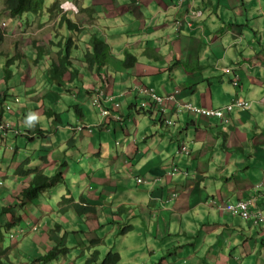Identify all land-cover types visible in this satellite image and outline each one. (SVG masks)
<instances>
[{
    "label": "crops",
    "instance_id": "1",
    "mask_svg": "<svg viewBox=\"0 0 264 264\" xmlns=\"http://www.w3.org/2000/svg\"><path fill=\"white\" fill-rule=\"evenodd\" d=\"M62 3L80 22V33L69 32L76 40L71 72L53 80L50 64L39 72L20 61L24 111L35 119L30 131L5 141L11 149L0 173L14 177L28 159L57 182L59 175L76 180V200L95 212L72 211L74 227L86 224L91 236L131 226L126 235L160 246L150 250L164 254L160 261L264 264V0H195L198 18L178 33L175 21L185 16L178 0ZM93 36L111 48L101 74L83 61ZM127 53L138 59L132 68L123 65ZM30 55L43 59L38 50ZM140 84L164 96L177 92L166 101L170 115L176 103L219 109L243 98L252 105L228 112L230 124L176 113L169 128L157 111L140 109L132 90ZM96 94L110 115L95 105ZM250 199L263 215L258 225L219 209Z\"/></svg>",
    "mask_w": 264,
    "mask_h": 264
},
{
    "label": "clouds",
    "instance_id": "2",
    "mask_svg": "<svg viewBox=\"0 0 264 264\" xmlns=\"http://www.w3.org/2000/svg\"><path fill=\"white\" fill-rule=\"evenodd\" d=\"M60 1H61L62 6H63V10L64 9L66 10V7L62 3V0H60ZM178 7L179 8H185V16H184L185 22H188V23L192 24V21H194V20H196L198 18L199 10L195 6V0H178ZM3 10H4V12H6V15H8L10 17L9 12L5 10V5H4ZM61 13H64V14L68 15V13L67 12H64V11H62ZM69 17H70V15H69ZM10 19H11V17H10ZM56 19H57V22H58V28H60V29L62 28V30L60 31V34L63 37L61 38V36H58L57 37L59 39L58 42H56V41L54 42L55 45H56V51L55 52L59 56V54L57 53V49H58L57 47H58V45H60V47H61L60 48L61 49V53L62 52L64 53L66 50L70 49V54H71L70 55L71 67H70V71L68 72V73H70L71 72V69H72V60L75 59L73 57V50H74V47L76 45V40H75V38H73V36L69 35L68 40L70 38H72L73 44L70 47H68V48L66 46L63 47L62 44H63L64 38H65V35L64 34H66V32L63 31V29H65V30L67 29L69 32H78V33H80V30H79L80 22H77V21L75 22L70 17L71 21L73 22V24L76 25L77 28H70L71 30H69L68 27H66V26H63L62 27L61 25H59L60 17H57ZM11 20H14V19H11ZM178 22H180L182 24L180 28H178V26H177ZM183 26H184L183 18L177 19L175 21L174 29L178 33L183 28ZM0 27H1L0 30H2V32L4 33L5 30H6V28L8 27V25H7L6 22H4V23L1 24ZM7 35H8V32L4 34V39L7 37ZM93 37H92V39H93ZM36 50H38V55L40 54L47 61V66H48V64H50V67H49V70H48V73H49L50 68L52 66L51 64H52L53 60H52V62H50L48 59H46L45 58V52L43 50H41L39 47H37ZM40 52H42V53H40ZM86 53H88V52H86ZM25 58H26L25 55H23V54L20 55L19 56V63H20V61H22V59H25ZM39 58L40 57H37V59L35 60L36 63L37 62H42V60L39 59ZM84 59H85V56L83 58V61H84ZM84 63H85V61H84ZM11 73L13 74V72H11ZM73 74L74 73H72V75ZM5 80L6 79H4V81ZM22 85H23V88L25 89L24 85H26V84L23 82ZM139 88H147V89H150V90H154V89L148 88L147 86L142 85V84L136 85V86H134L132 88V90L134 92H136L138 94V96L140 97V101H139V103H140V109L141 110H144V112H149V113H152L153 111H157V113H159L161 115V117H160L161 120L160 121L163 124H165L167 127H169V128L170 127H175L177 125V122L174 120V117H175V114L176 113L178 115H180V114H187L188 116L193 117V118H196V119H206V120L218 119V118H205V117H201V116H195V115L189 114L187 112H184L183 110L181 112H179L178 109H180L184 104H178V103H176V105H177L176 111L172 115L169 114V112L171 110L168 109V107H167L168 104L166 102H164V105L165 106L164 107H160V108L159 107H156L153 104H151L150 106L148 105V107H144L142 104H143V102L149 101V97L146 96L145 94L141 93L139 91ZM176 93L169 94L168 96L160 95L158 93L157 94L160 95V96H162V97H164V98H168L169 96L174 95L175 97H174L173 100H168V99L165 100V101H170V102L173 101L174 102L176 100ZM239 99H242V100L246 101L243 98H238L236 100H239ZM20 100H21V98H18L17 96H14L13 95V98L11 99L13 105H11V104L8 103V94H7L6 91L3 90V84H2V80H1V85H0V154H1L0 155V164L3 163V158H4L3 155H4L5 151L11 149L10 144L7 145V146H5V147H3L5 141H9L10 142L11 135H13V134H17V133L20 134V133H24L25 131H30L29 129L31 128L30 127L31 121L33 119H35V117H29V116H27V114L24 111V107L22 105H20V102H19ZM97 100L99 101L100 98L96 94L95 95V102ZM246 102H248L250 104V108H251V105H252L251 102H249V101H246ZM95 105L100 106L101 109H102V112H103V110H107L109 114H106V115H110L111 114L110 110L103 108V106L101 105L100 101H99V104H96L95 103ZM117 107H119V106L117 105ZM195 107H197V106H195ZM198 108H202V107H198ZM250 108H239V109L248 110ZM163 109L165 110V112H163L164 111ZM202 109H207V108H202ZM219 109H221V110H223L225 112V120H228L229 122H226V121L220 120V119H218V120H220L224 124H230L231 118L229 117V113H231L233 111H231V112L227 111L226 110V107L225 108H219ZM209 110H218V109H209ZM9 118H11V120ZM181 149H182V152H184V153L187 152V147L184 144L181 145ZM28 162H29L28 159L27 160H24L19 165V167L17 169H15V171L13 172L14 173L13 174L14 177L12 175H10V173H8L7 174V178L6 177L3 178V180L11 181V182H8V184L11 185V186L13 185V190H15L18 193V196L16 197L17 202H13V203L12 202H8V203H6L5 201H6L7 194L4 193V194H1L0 195V212L4 208H11V209H14L15 212H16V213H13V214L8 215L5 218L6 221H7V225H8V230H6V231L10 233L11 245L9 247H5L3 244H1V241L4 239L3 236L1 237V239H0V260H2L4 263L6 262L7 264H15L14 263V258L17 257V256H19V257H21L22 260L27 261L28 264H35L36 262H39V264H41V257L45 256L50 250L55 249L56 246H59V247L60 246H64L63 249L68 250V256L70 257V259H67V257H68L67 256L66 257V260L67 261H69V260L75 261L76 262L75 264H77L76 253H73L72 252V250L74 248L73 249H70L69 247H67L66 245H63V244L59 245L60 241L58 239L54 238L51 235V232H52L51 226L58 225V226L61 227V225L58 222H56V220H52V217H55V214L57 213V215L59 216V218L61 219V217L63 216V221H65V220L69 219L72 211H74L76 213L75 215H77V216H84V215H80L75 209H72V210L68 211L67 213H64V214L61 213L60 214L57 211V208H54L52 206L57 205L59 207V205H61V203L63 202V200H65L66 198H70V197H73L74 198L73 204H79L81 207H83L84 209H86L88 211V214H91V213H94L95 212V211L94 212L91 211L92 207H94V206L91 205L90 207H87L88 206V202L86 201L85 198H81V200H76V199H79L80 196L77 197L75 195L76 194L75 190L73 188H71V186H73L72 184H66L63 187V189H59L58 192H53V188L57 185L58 182L55 185H52V187L49 188V189H47L45 192L43 191L44 193L43 192L40 193L32 201L24 200L22 198V192H23V189L25 190V188L26 187L28 188V186L30 185L31 177L30 176H26V175H22L21 170L24 167L27 170L28 169L33 170L32 168H29V165L27 164ZM173 172H175V169H174ZM179 173L180 172H178L177 174H179ZM3 175H5V174H3ZM168 175H171L173 177L176 174L175 173L172 174V172H171L170 174L168 173ZM60 177H62V176L60 175ZM59 181L61 182V180H59ZM142 182L143 181L141 180L140 183H142ZM4 188H5V183H4V181L1 180L0 181V193H3L5 191ZM63 192H68L69 197H63L62 198L61 194ZM57 198H60V200H56ZM12 201H15V199H12ZM50 201H52V202H50ZM247 201H252V203L255 204L256 208H258V206L256 204V201H253L251 199L250 200H247ZM48 203H50V205L52 207L51 210H49V211H52V212L50 213L48 211L49 212L48 215H47L48 217H47L46 221L42 224L41 231L44 234L43 233L40 234V233L37 232L38 229H39L38 228V225H36L35 229L31 231V229H32L31 222H29V224L27 226L26 224L28 222L24 218L25 217H32V215H34L37 220H41V218L43 217L42 216L43 213H46V211H45L46 208L45 207L46 206L48 207ZM216 204L217 203H215V205ZM232 204H237V203H232ZM22 205H24V209L25 210L18 212V210H21ZM40 205H41V207H40ZM225 206L226 205H219V209L222 210L225 213L230 214L229 212H227V211H225V210L222 209V207H225ZM93 209L95 210V208H93ZM259 211L261 212V210H259ZM49 214H51V215L49 216ZM85 215H87V214H85ZM232 216H234V215H232ZM30 221H32V220H30ZM244 221L249 222V221H252V220H248V221L247 220H244ZM50 222H51V225H50ZM258 224H260V222ZM258 224L255 223V225H258ZM128 227L131 228V226H128ZM125 228H127V227H125ZM125 228L123 227L122 228V231L120 230V232H123V235H126V234H128L129 232L132 231V229H131V231H127V233H125L124 232V229ZM28 231L36 232V233L28 234V236H29L28 237L29 243H28V241L27 242L23 241V237H24L23 235H24V233H26ZM45 234L47 235V239L45 238ZM36 235H37V237L35 238ZM16 238L19 239V243L20 244L19 243H12L13 240L16 239ZM20 240H21V242H20ZM34 240H35V242L40 243L39 245H37V247H35ZM100 243H101V239L99 238L95 243H93L94 245L86 246V244L83 242V240H81L79 238V242H77V246H79V248H80V246H86L87 247V250L89 251V253L84 254L86 252V250L84 248L81 249V251H83V256H84V259L82 261H85L86 258L89 257L90 253H93L94 251H98L100 253V257L102 259V252L100 250H98L97 247H95V246H97V244H100ZM41 244H43V245L41 246ZM22 245H24V246L25 245H31L33 247L34 251L36 252L35 253L36 256H38V255H41V256L38 257V258L37 257H34L32 259L26 258L22 254L21 248H24ZM7 248H9L8 249L9 250L8 251V256L10 258V261H8V259H6V255H4L2 253L3 250H7ZM63 249H61V250H63ZM61 250L59 249V251H61ZM111 252H114V251H111ZM13 253H15V255H13ZM58 259L59 260H57L56 263L61 260L60 257H58ZM122 260H123V258H122V255H121V261H120V263L122 262ZM56 263H53V264H56Z\"/></svg>",
    "mask_w": 264,
    "mask_h": 264
},
{
    "label": "rangeland",
    "instance_id": "3",
    "mask_svg": "<svg viewBox=\"0 0 264 264\" xmlns=\"http://www.w3.org/2000/svg\"><path fill=\"white\" fill-rule=\"evenodd\" d=\"M4 1L0 0V26L2 23L6 22L8 27L6 28L5 33L8 32L7 37L4 39L3 43L0 45V71L2 73V79H7V81H2L3 84V90L7 92L8 94V103L13 105L11 99L14 96H17L18 98H21L20 105L24 106L27 102L26 99L28 95L25 93L22 81H21V75L23 73V70L19 66V56L25 55V59H22V61H25V63L28 64V67L30 69L36 68L39 72L40 70H43L46 68L47 61L43 58L42 62H35L36 56L32 58L30 55L33 50H36L37 47H39L41 50L45 52V58L48 59L50 62L54 60L55 57L59 59V56L56 54V45L55 41L58 42V36L60 35V31L62 28H58V22L57 19H54L53 21H49L47 18L43 19L41 21L35 19L32 22H24L25 24L22 26L20 24V20L14 19L11 20L8 15H6V12H4ZM68 7H66V10L64 9V12H68ZM183 22H185L183 18ZM1 29V27H0ZM2 31V30H1ZM66 34L62 46L67 47V42L69 38V31L65 30ZM15 46V47H14ZM32 58V59H31ZM37 65V66H36ZM41 66V67H40ZM35 69L36 73L37 70ZM13 72L11 74L10 72ZM1 80V79H0ZM47 81V80H46ZM72 88V86L70 87ZM67 95H65L66 97ZM41 111V110H39ZM11 120V118H9ZM49 140V139H47ZM55 173V172H54ZM56 174V173H55ZM0 181H4L5 183V191L1 194L7 193V191L10 189L13 193H16V191H13V185H9L8 182L3 180L4 177L7 178V175H2L0 173ZM61 182L57 183V185L53 188V192H58L59 189H63V187L66 184H72L71 188L75 190L76 193H79V185L77 184L76 180L71 181L69 179H66L65 177H60ZM18 196V193H17ZM63 197H69L68 192H63L61 194ZM11 199H15V201H12ZM56 200H60V198H57ZM6 203L8 202H17L16 197H6ZM56 204V203H55ZM41 207V205H40ZM46 208V209H45ZM44 209L46 213H43V217L41 220H37L34 215L32 217H25L24 219L27 220V226L29 222H31L32 230L35 229L36 225H38V233L42 234V224L46 221L48 213L52 212L51 205L48 203V207L46 206ZM49 211V212H48ZM51 214H49L50 216ZM32 220V221H30ZM52 220H56L60 226L53 225L51 226L52 232L51 235L58 239L60 241L59 245L63 244L69 247L70 249H73L72 252L76 253L77 257V264H85V261H82L84 259L83 251H81V247L77 246L76 235L81 240H86L85 244L86 246L94 245L99 238L101 239V243L97 244V249L102 252V258H106L107 255L111 252H119L122 255V262L120 264H170L169 258L165 260H158L163 257H157L156 255H152L150 253L151 249L159 250L160 246L156 245H150L149 242L143 241L139 239L135 234H129L126 236H122L123 232L119 231V226L116 228H113L110 230H101L96 231L94 233H91L89 236L88 234V227L86 224L84 225H78L77 227H74L75 223L71 221L70 219H67L63 221V216L61 219L55 214V217H52ZM3 221V220H1ZM0 221V226H1ZM34 222V223H33ZM51 225V222H50ZM49 225V226H50ZM125 228L123 225L121 227ZM8 226L3 225V227H0V239L3 236L4 239L1 241V244H3L5 247H9L11 245V239H10V233L7 232ZM28 231L24 233L23 241H28V234L36 233ZM44 234V233H43ZM44 236V235H43ZM37 235L35 236V238ZM34 238V239H35ZM45 238L47 239V235L45 234ZM45 240V239H44ZM89 240V241H88ZM95 241V242H94ZM21 242V240H20ZM35 242V240H34ZM46 242V241H45ZM12 243H19V239H14ZM29 243V241H28ZM20 244V243H19ZM40 243L35 242V247L39 245ZM142 244V246H140ZM24 248H21L22 254L28 258L32 259L34 257H40L41 255L36 256V252L34 251L33 247L31 245H23ZM64 246H60L59 249H63ZM165 247V245H163ZM137 250H143L138 251ZM12 253V252H11ZM137 253V254H136ZM62 254V253H61ZM60 254V255H61ZM15 255V253H13ZM12 255V256H13ZM68 256V252H67ZM64 257V254L60 256L61 260L57 262L56 264H75L76 262L69 260H66V257ZM90 257V256H89ZM67 259H70L68 256ZM171 260V259H170ZM179 261H173L172 258V264H183ZM15 264H28L27 261L22 260L21 257L17 256L14 258ZM35 264H39V262H36ZM191 264H193L191 262Z\"/></svg>",
    "mask_w": 264,
    "mask_h": 264
},
{
    "label": "trees",
    "instance_id": "4",
    "mask_svg": "<svg viewBox=\"0 0 264 264\" xmlns=\"http://www.w3.org/2000/svg\"><path fill=\"white\" fill-rule=\"evenodd\" d=\"M5 5V10L9 12L11 19L20 20V24L23 26L24 22H32L37 19L39 21L43 19H48L49 21H53L57 17H60L59 25L70 28H77L75 24L71 21L69 15L61 13L63 11V6L60 0H3ZM4 41V33L0 30V44ZM73 44L72 38H70L67 42V48ZM15 47V46H14ZM92 52H88L85 55V63L89 65L90 69L96 68L99 74L102 73V69L107 66L109 61L111 48L110 46L102 39L98 37H93L92 41ZM70 49L66 50L64 53L62 52L59 56V60L57 63L52 64L50 68V78L53 80L62 79L69 71L71 67L70 62ZM137 57L132 54L127 53L125 57V61L123 65L126 68H132L137 63ZM10 72V71H9ZM11 73V72H10ZM48 73V75H49ZM12 74V73H11ZM6 79V78H5ZM7 81V79H6ZM22 175L30 176L31 182L28 188L23 189L22 198L24 200L32 201L43 191L45 192L47 189L51 188L52 185H55L57 181L54 178L46 175L39 168H35L33 170L25 169V167L21 170ZM60 176V175H59ZM58 179V176L56 177ZM43 192V193H44ZM74 198H66L63 200L59 207L54 205L52 207L57 208V211L61 213H67L68 211L75 209L80 215L88 214V211L81 207L79 204H73ZM52 202V201H50ZM60 208V209H59ZM24 205H22L20 211H24ZM92 212L95 210L92 208ZM16 213L14 209L4 208L0 212V221L1 226L7 225L6 217L10 214ZM8 226V225H7ZM132 227H127L124 229V232L131 231ZM3 250V254L6 255V259L10 261L8 256V250ZM68 250L63 249L59 251V247L56 246L55 249L50 250L45 256L41 257V264H53L56 263L60 254H64L67 256ZM2 255V254H1ZM90 257L86 258L85 264H119L121 261V255L118 252H110L106 258L100 257V253L98 251H94L90 253ZM49 262V263H48ZM0 264H7L0 260Z\"/></svg>",
    "mask_w": 264,
    "mask_h": 264
},
{
    "label": "built area",
    "instance_id": "5",
    "mask_svg": "<svg viewBox=\"0 0 264 264\" xmlns=\"http://www.w3.org/2000/svg\"><path fill=\"white\" fill-rule=\"evenodd\" d=\"M181 25L182 24L178 22L177 24L178 28H180ZM139 91L149 97V101L143 102L142 105L144 107H148V105L150 106L151 104L159 108L164 107L165 106L164 102H166L165 101L166 99L173 100L175 97L174 95H172V96H169L168 98H164L158 95L154 90H150L147 88H139ZM95 103L99 104V101L97 100ZM234 108H250V104L242 99H239V100H236L231 105L227 106L226 110L231 112L233 111ZM182 110L184 112H187L195 116H201L205 118H218L220 120L229 122L228 120H225V112L221 109L209 110V109H202V108L195 107L192 104H184L180 109H178L179 112H181ZM163 112H165V110ZM103 113L105 115L109 114L107 110H103ZM175 171H178V170L176 169ZM255 208L256 206L254 203H252V201H240L237 204H230V205H226L225 207H222L223 210L229 212L231 215L239 216L242 219L247 220V221L252 220L256 224H258L261 220H263V216L260 211L256 212Z\"/></svg>",
    "mask_w": 264,
    "mask_h": 264
},
{
    "label": "bare ground",
    "instance_id": "6",
    "mask_svg": "<svg viewBox=\"0 0 264 264\" xmlns=\"http://www.w3.org/2000/svg\"><path fill=\"white\" fill-rule=\"evenodd\" d=\"M58 247H59V246H58ZM84 247H85V246H84ZM84 247L82 246V248H84ZM85 248H86V247H85ZM85 254H86V253H85ZM61 255H62V254H61ZM61 255H60V256H61ZM64 257H65V256H64ZM7 259H8V258H7ZM73 262H74V261H73ZM48 263H49V262H48ZM21 264H22V263H21ZM51 264H52V263H51Z\"/></svg>",
    "mask_w": 264,
    "mask_h": 264
}]
</instances>
